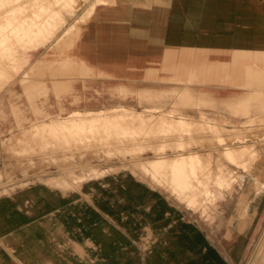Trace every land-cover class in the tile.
Listing matches in <instances>:
<instances>
[{"label": "crops", "instance_id": "obj_1", "mask_svg": "<svg viewBox=\"0 0 264 264\" xmlns=\"http://www.w3.org/2000/svg\"><path fill=\"white\" fill-rule=\"evenodd\" d=\"M54 2L61 7L19 5L18 25L0 18V44H39L5 52L21 55L12 70L46 43H71L63 57L33 59L27 83L0 89V138L114 101L198 121L193 100L245 138H264V0H96L78 19L67 16L71 0ZM60 18L67 23L54 34ZM66 26L76 32L61 39ZM8 68L0 59V81ZM254 247L255 264H264V154L211 229L129 171L72 188L14 180L0 193V264H244Z\"/></svg>", "mask_w": 264, "mask_h": 264}, {"label": "rangeland", "instance_id": "obj_2", "mask_svg": "<svg viewBox=\"0 0 264 264\" xmlns=\"http://www.w3.org/2000/svg\"><path fill=\"white\" fill-rule=\"evenodd\" d=\"M49 1L53 2L49 4L51 10L61 7L54 0H0V18L5 23L18 25L20 14L35 11V3L48 5ZM71 1L67 16L76 19L92 4H97L96 0ZM21 4L25 12L18 11ZM65 21V18L56 21L54 34L63 31ZM66 27L61 39L73 37L76 32L75 28ZM63 43L68 44L66 48L50 56ZM3 44H0L3 53L0 59L9 62V75L0 81V89L13 81L27 83L34 77L26 71L30 66L34 69L33 59L42 53L48 59L63 57L71 43H46L18 70H12L11 62L20 56L4 57V53L11 48L30 49L39 44ZM192 103L189 106L201 112L198 121L186 120L179 111L155 113L114 101L101 111L68 112L28 123L16 133L0 138V193L14 180L48 177L60 187L72 188L93 178L95 173L102 177L129 171L149 186L160 189L187 211L189 219L211 229L222 215L225 201L234 195L250 166L264 154V138H245L243 128H228L230 123L213 120L202 112L205 104L194 100ZM181 157H192L197 162L179 180L173 178L168 168L152 167L156 160L168 163ZM257 248H253L252 256L244 264H255Z\"/></svg>", "mask_w": 264, "mask_h": 264}, {"label": "bare ground", "instance_id": "obj_3", "mask_svg": "<svg viewBox=\"0 0 264 264\" xmlns=\"http://www.w3.org/2000/svg\"><path fill=\"white\" fill-rule=\"evenodd\" d=\"M145 3V2H144ZM157 4V3H156ZM166 6V5H164ZM40 15V14H39ZM34 26V25H33ZM43 30V29H42ZM8 32V31H7ZM54 33V32H53ZM1 34V33H0ZM5 34V33H4ZM8 34V33H7ZM46 34V33H45ZM44 34V35H45ZM26 37V36H25ZM2 39V38H1ZM6 43V42H5ZM44 43V42H43ZM45 44V43H44ZM4 45V44H3ZM12 53V52H11ZM20 54V53H17ZM21 56V55H20ZM28 59V58H27ZM255 59V58H254ZM257 61V60H256ZM8 62V61H7ZM194 156V155H193ZM186 157V156H184ZM164 160V159H163ZM154 161V160H153ZM197 162V160H195L192 157H188V158H182L181 159H176V160H172L169 161L168 163L164 162V161H157L152 165V167L155 168H168L171 170V175L173 176V178L175 180H179L181 178H183L187 172L188 169H194L195 167V163ZM99 174H93V179H99ZM172 184V183H171ZM92 189V188H91ZM88 190V189H87ZM152 213V212H151ZM154 213V212H153ZM152 213V214H153ZM258 245V244H257Z\"/></svg>", "mask_w": 264, "mask_h": 264}]
</instances>
